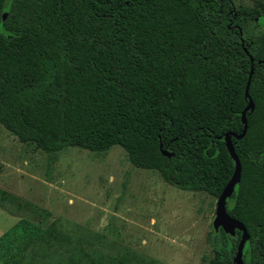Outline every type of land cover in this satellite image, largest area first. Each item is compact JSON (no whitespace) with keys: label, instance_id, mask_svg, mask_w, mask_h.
Listing matches in <instances>:
<instances>
[{"label":"trees","instance_id":"1","mask_svg":"<svg viewBox=\"0 0 264 264\" xmlns=\"http://www.w3.org/2000/svg\"><path fill=\"white\" fill-rule=\"evenodd\" d=\"M251 64L226 210L244 263L264 264V1L0 0V124L46 153L119 145L179 189L217 197L230 179L223 135L242 131ZM0 207L50 214L2 188ZM240 234L213 229L205 264H231Z\"/></svg>","mask_w":264,"mask_h":264},{"label":"rangeland","instance_id":"2","mask_svg":"<svg viewBox=\"0 0 264 264\" xmlns=\"http://www.w3.org/2000/svg\"><path fill=\"white\" fill-rule=\"evenodd\" d=\"M0 188L50 211L39 225L0 207V264H205L212 255L217 197L133 166L119 145L46 153L0 124Z\"/></svg>","mask_w":264,"mask_h":264},{"label":"water","instance_id":"3","mask_svg":"<svg viewBox=\"0 0 264 264\" xmlns=\"http://www.w3.org/2000/svg\"><path fill=\"white\" fill-rule=\"evenodd\" d=\"M5 16H6V13H3L2 19H4ZM249 59L251 62H253V59L250 55H249ZM252 72H253V65L251 64L248 79H247L245 90H244V95L248 99V103L241 112V122L243 124L242 131L239 134L234 133V132H226L223 135L224 137L223 139L225 141V146L227 148V151L231 159L234 161V169H233V173L231 174L230 179L227 181V183L224 185L223 189L217 196L216 205H215L216 211L214 212V218L212 221V227L214 230H218V228H221L225 233H228L230 235H234L235 230H238L241 232L240 239L238 241L236 251H235L231 264H245L242 259V249H243L244 243L248 239V233L243 223L227 213L228 210H226V200L232 195L235 185L240 180V162L234 151L231 138L234 137L236 139H240L244 135L246 128H247L245 113L247 110L253 109V101L251 100L248 94V87H249L250 77L252 75ZM159 147H160V152L163 156L170 157L172 155L170 151H167L166 149H162L161 144L159 145Z\"/></svg>","mask_w":264,"mask_h":264}]
</instances>
